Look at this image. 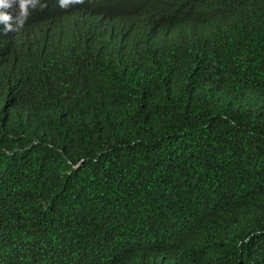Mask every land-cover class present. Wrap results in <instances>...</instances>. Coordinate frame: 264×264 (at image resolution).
I'll list each match as a JSON object with an SVG mask.
<instances>
[{"label":"trees","instance_id":"obj_1","mask_svg":"<svg viewBox=\"0 0 264 264\" xmlns=\"http://www.w3.org/2000/svg\"><path fill=\"white\" fill-rule=\"evenodd\" d=\"M13 29L0 264H264V0H38Z\"/></svg>","mask_w":264,"mask_h":264},{"label":"clouds","instance_id":"obj_2","mask_svg":"<svg viewBox=\"0 0 264 264\" xmlns=\"http://www.w3.org/2000/svg\"><path fill=\"white\" fill-rule=\"evenodd\" d=\"M83 2L84 0H59V6L62 9H66L70 5L81 4ZM14 3L18 4L20 9V14L15 19L6 11H0V24L4 25L5 32L15 30L13 29V23L18 27H22L28 16V8L35 7L38 0H0V9L6 10L11 8Z\"/></svg>","mask_w":264,"mask_h":264}]
</instances>
